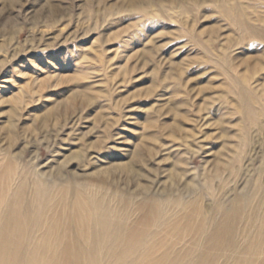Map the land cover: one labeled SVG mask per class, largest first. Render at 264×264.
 Wrapping results in <instances>:
<instances>
[{
  "label": "rangeland",
  "instance_id": "obj_1",
  "mask_svg": "<svg viewBox=\"0 0 264 264\" xmlns=\"http://www.w3.org/2000/svg\"><path fill=\"white\" fill-rule=\"evenodd\" d=\"M9 168L55 219L97 186L126 226L163 202L180 252L217 204L256 210L264 0H0L2 184Z\"/></svg>",
  "mask_w": 264,
  "mask_h": 264
},
{
  "label": "bare ground",
  "instance_id": "obj_2",
  "mask_svg": "<svg viewBox=\"0 0 264 264\" xmlns=\"http://www.w3.org/2000/svg\"><path fill=\"white\" fill-rule=\"evenodd\" d=\"M13 173L9 168L0 181V264H264L263 186L256 210L235 197L231 206L217 204L208 218L198 217V233L180 252L164 249L158 237L167 219L163 202L139 207L140 221L126 226L125 214H117L97 186L72 202L63 197L55 219L44 201L47 185L36 181L27 199L25 181L14 184ZM3 175L0 170V180Z\"/></svg>",
  "mask_w": 264,
  "mask_h": 264
}]
</instances>
